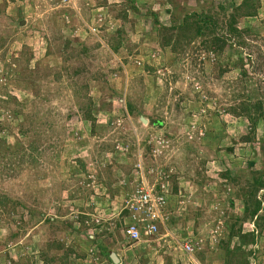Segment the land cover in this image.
<instances>
[{
  "label": "rangeland",
  "instance_id": "1",
  "mask_svg": "<svg viewBox=\"0 0 264 264\" xmlns=\"http://www.w3.org/2000/svg\"><path fill=\"white\" fill-rule=\"evenodd\" d=\"M142 186L166 214L129 242ZM101 244L119 264H264V0H0V264H112Z\"/></svg>",
  "mask_w": 264,
  "mask_h": 264
},
{
  "label": "built area",
  "instance_id": "2",
  "mask_svg": "<svg viewBox=\"0 0 264 264\" xmlns=\"http://www.w3.org/2000/svg\"><path fill=\"white\" fill-rule=\"evenodd\" d=\"M149 186H142L136 189L129 200V211L132 214L133 223L127 228V234L132 240H139L140 227L144 229L146 236L154 235L158 231L157 221H162L165 217V198L163 195ZM186 251L191 249L185 246Z\"/></svg>",
  "mask_w": 264,
  "mask_h": 264
},
{
  "label": "trees",
  "instance_id": "3",
  "mask_svg": "<svg viewBox=\"0 0 264 264\" xmlns=\"http://www.w3.org/2000/svg\"><path fill=\"white\" fill-rule=\"evenodd\" d=\"M244 7H248L247 11H244V15H243V9ZM237 9L229 16V20L227 21L226 25H227V32L230 34H236L238 33V29H237V24H238V17L240 16H246V17H252L254 16V13H252V9L253 7L248 3V1H244L241 5H238L236 7ZM250 10V11H249ZM197 19H195V23L196 25H199V27H196V33L200 34V32L204 29V28H208L210 29L209 26L215 25L216 26V21L214 16L212 17L211 15H207V14H201V15H197ZM217 30H214V32ZM118 38H117V44L112 43L113 46V51H117L120 46L118 45V41H120V35H121V31L119 30L118 32ZM223 38V37H222ZM225 41L224 39H220L219 37L215 36L213 37V40L211 42V45L208 46L206 43H204V45H206L205 47L208 50H214L216 49L218 52H220L219 50H222L224 48V44ZM258 183V185H257ZM256 183L257 186H259V181ZM263 185V184H262ZM252 197V195L250 196ZM8 204V202H7ZM7 204H5V206H7ZM260 205L261 203L259 201H255L253 208H250V217H254V216H258V212L260 211ZM4 206V205H3ZM109 260L111 261L110 257L108 256Z\"/></svg>",
  "mask_w": 264,
  "mask_h": 264
},
{
  "label": "clouds",
  "instance_id": "4",
  "mask_svg": "<svg viewBox=\"0 0 264 264\" xmlns=\"http://www.w3.org/2000/svg\"><path fill=\"white\" fill-rule=\"evenodd\" d=\"M157 192L156 193H158V194H160V195H162V193H159V191L158 190H156ZM165 198V197H164ZM165 200H166V198H165ZM125 211V216H123V213H122V216H123V218L121 217V219H123L124 220V226H123V230L121 231V234H122V236H123V238L124 239H126L127 241H129V242H136V243H140V242H145V240H147V239H152L153 237H155V235L157 234H159V232L157 231L154 235H150V236H146L145 234H144V229H142V227H140V229H139V231H140V233H141V238L139 239V240H132L130 237H129V235L127 234V228L133 223V218H132V214L130 213V211L128 210V209H125L124 210ZM164 213L166 214V212L164 211ZM125 220H126V222H125ZM128 220V221H127ZM90 222L92 223V224H90ZM90 222H87V225L89 226V229H88V238H89V240H90V243H91V248H90V253L92 252V253H94L95 252V254L96 255H93V256H98L97 255V252L95 251V249L93 248V247H98V243H99V241H100V236L97 238V236H96V234L94 233V230L95 229H97V227L100 225L99 224V220H97V215L96 216H94L93 218H92V221H90ZM160 223H162V221H157V222H155V224H157V226H158V229H159V225H160ZM99 250H100V253L101 254H106L107 255V257L109 256L110 257V255L112 254V253H114V252H112L111 250H109V249H107V247H103L102 246V244L100 245V248H99ZM116 254V253H115ZM117 255V254H116ZM118 257V256H117ZM109 259V258H108ZM111 259V258H110ZM118 259H119V257H118ZM110 261V260H109ZM112 264H115V263H113V261L111 260L110 261ZM119 263H120V259H119ZM118 263V264H119Z\"/></svg>",
  "mask_w": 264,
  "mask_h": 264
},
{
  "label": "water",
  "instance_id": "5",
  "mask_svg": "<svg viewBox=\"0 0 264 264\" xmlns=\"http://www.w3.org/2000/svg\"><path fill=\"white\" fill-rule=\"evenodd\" d=\"M110 258L113 261V263H115V264H118L119 263V259H118L117 255L115 253H112L110 255Z\"/></svg>",
  "mask_w": 264,
  "mask_h": 264
}]
</instances>
